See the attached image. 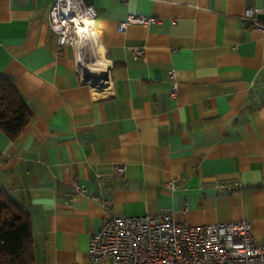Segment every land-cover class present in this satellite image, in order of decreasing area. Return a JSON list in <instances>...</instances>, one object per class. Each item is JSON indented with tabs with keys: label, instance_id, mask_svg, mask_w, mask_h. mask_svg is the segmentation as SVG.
I'll return each instance as SVG.
<instances>
[{
	"label": "crops",
	"instance_id": "0c3cea01",
	"mask_svg": "<svg viewBox=\"0 0 264 264\" xmlns=\"http://www.w3.org/2000/svg\"><path fill=\"white\" fill-rule=\"evenodd\" d=\"M52 2L0 0V74L30 113L14 139L0 130V186L29 213L35 263L88 264L108 216L163 210L189 225L247 220L264 244V35L242 18L264 0H83L112 64L98 87L71 46L58 51ZM128 14L157 21L120 32ZM114 164L123 176L99 185Z\"/></svg>",
	"mask_w": 264,
	"mask_h": 264
},
{
	"label": "built area",
	"instance_id": "2783aa9c",
	"mask_svg": "<svg viewBox=\"0 0 264 264\" xmlns=\"http://www.w3.org/2000/svg\"><path fill=\"white\" fill-rule=\"evenodd\" d=\"M264 7H248L242 18L264 35V20L258 12ZM156 17L128 14L117 25L123 32L128 25H149ZM96 10L83 0H53L48 24L56 36L58 51L63 46L73 48L76 66L82 83L98 87L109 83L112 64L99 56ZM134 59L144 56V48H129ZM90 75V77H87ZM175 73L169 96L176 97ZM123 164H114L108 173H97L99 185L123 176ZM171 188L173 182L167 183ZM76 194L88 190L77 180L71 184ZM98 199V195L93 196ZM103 205L109 206L104 200ZM88 264L111 259L112 264H264V244L253 240L247 220L189 225L177 220L168 210L143 216H108L92 233L88 242Z\"/></svg>",
	"mask_w": 264,
	"mask_h": 264
},
{
	"label": "trees",
	"instance_id": "16d2710c",
	"mask_svg": "<svg viewBox=\"0 0 264 264\" xmlns=\"http://www.w3.org/2000/svg\"><path fill=\"white\" fill-rule=\"evenodd\" d=\"M30 119L13 79L0 74V130L14 139ZM29 213L0 186V264H36Z\"/></svg>",
	"mask_w": 264,
	"mask_h": 264
},
{
	"label": "water",
	"instance_id": "95a60500",
	"mask_svg": "<svg viewBox=\"0 0 264 264\" xmlns=\"http://www.w3.org/2000/svg\"><path fill=\"white\" fill-rule=\"evenodd\" d=\"M87 77H90V75H87Z\"/></svg>",
	"mask_w": 264,
	"mask_h": 264
}]
</instances>
